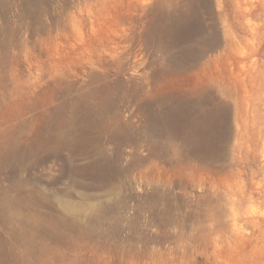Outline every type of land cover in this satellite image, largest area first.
<instances>
[{
  "label": "rangeland",
  "instance_id": "rangeland-1",
  "mask_svg": "<svg viewBox=\"0 0 264 264\" xmlns=\"http://www.w3.org/2000/svg\"><path fill=\"white\" fill-rule=\"evenodd\" d=\"M235 1L0 0V41L9 42L6 50L0 42V82L24 97L15 101L22 118L39 126L65 99L89 94L94 104L106 86L129 132L120 141L100 139L105 159L97 163L111 175L103 184L86 178L77 188L63 149L27 169L1 162V238L17 228L3 218L19 191H77L94 194L81 217L89 241L60 245L67 260L55 264H264V0ZM163 52L189 63L183 77L156 84L154 63ZM53 80L63 90L48 103ZM162 87L198 102L207 88L215 102H202L197 120L224 101L228 134L213 150L221 147L220 157L176 136L151 135L144 107ZM2 121L0 130L13 129L14 120ZM8 244L23 253L22 241Z\"/></svg>",
  "mask_w": 264,
  "mask_h": 264
},
{
  "label": "bare ground",
  "instance_id": "bare-ground-1",
  "mask_svg": "<svg viewBox=\"0 0 264 264\" xmlns=\"http://www.w3.org/2000/svg\"><path fill=\"white\" fill-rule=\"evenodd\" d=\"M237 5H239V3H237ZM235 6H233V8ZM168 24L170 23L168 22ZM180 24L178 26H180ZM1 45L3 48H9V42L7 40L1 42ZM162 48L161 50L165 49ZM4 50L6 49L4 48ZM189 53L191 54V52ZM192 53L194 54L195 52L193 51ZM190 54V57L194 56ZM187 59L188 58L183 57V55L182 57H176L168 52H163L161 58H158L154 63L155 71L154 75L152 73L153 77L151 76L152 81L156 84L161 81L166 83L173 78L183 77L187 69V65H185ZM1 62L4 63V60ZM161 83L160 85L162 86ZM53 84L54 85L46 92L45 99L48 103H52L53 100L56 99L54 97L63 90L61 83L55 82ZM7 87H4L0 82V109H5L0 111V118L3 117L2 123L14 120L15 124H12L14 125L13 129L2 126L3 129L0 130V163L3 162L7 166L14 167L26 165V167L23 166V168L25 167L27 169V166L31 167L41 162L44 154L58 155L63 149L69 152V157H65L72 167L70 171L71 169L73 170L72 174L75 178L73 181L74 183H71L76 184L77 188H85L80 181L86 178L94 177L96 182L99 181L102 184L107 182L109 170L106 171L103 167H99L97 163L100 162L97 160L105 159L104 156L100 155L103 153V151L100 152L101 148H103L101 147L100 139L109 135L113 139L120 141L127 137L129 132L121 120L122 112H119L115 99L111 97V95L109 96L111 93L107 91L108 95L104 94L106 86L101 87L97 91V94L95 93L96 100L94 104L89 103V94L81 95L75 101L65 99L56 107L54 106L49 111L47 110L44 112L41 115L42 117L39 115L41 118V124L39 126L35 125L36 120L33 122L32 118L30 120L22 118L23 116H21L20 111L22 110L21 104H17L19 103L17 99L21 96L17 93L16 88ZM168 89L162 87V89L157 90L159 93H156L153 91V88L152 91L154 93L152 94H156H151L152 96H149V101H146L147 103L144 108L149 122L148 129L151 135H159L160 137L165 135L176 136L182 140L184 145L190 142L191 145L189 147L192 146L195 151L204 149L206 154L211 155L212 153L215 157H220L219 153L221 147L220 149L218 148L223 145L226 134H228V129L226 128L227 113L225 111L224 101L217 102L209 111L201 112L204 113V117L202 120H197L194 117L199 113L198 111L200 107H202V102L204 103L209 100L215 102L212 99L213 94L207 91V88L201 90V92L199 90L200 94L198 93V95L200 96L198 98L201 99V102H198L194 94L180 93L181 95H178L176 93L177 95H175L173 91ZM131 90L132 89H130V91ZM137 91L138 90H136V92ZM136 92L134 91L131 94ZM122 97L123 96H121V98ZM23 98L21 97V99ZM135 98H137V96H135ZM154 103H156L155 107ZM32 108L33 102L28 105L29 110H32ZM9 109H12L13 113L15 112L12 117H8L10 115L8 114L7 116L6 114V111ZM37 124L39 123L37 122ZM217 145L218 148L216 151H213ZM0 165H2V163ZM110 172L113 171L110 170ZM88 181L86 182L88 183ZM22 183L24 186V182ZM89 183L91 182L89 181ZM73 184L71 186H73ZM34 188L32 192L28 191L27 193H22L24 190L19 191L15 197L6 201L5 210L6 213L9 214H5L7 217L3 218L5 220L4 224H6L7 227L11 226L13 225L11 219H14L16 221L15 223H17L14 226L17 228L13 230L12 234H10L11 232L9 235L6 233V239L1 238L3 235L0 234V264H3L4 261H6L7 264H55L53 263L54 259H60L61 261L67 258L65 250L59 248L60 245L62 246L67 243L78 245L82 240L84 242L87 241L90 236L88 228L81 223V217L85 216L86 211L92 210L93 205L88 202V199H91L94 194L89 195L86 192L81 193L76 191L74 195L72 192V194H61L57 192V195L54 196L43 193L42 191L40 192ZM72 197L75 198V200H73ZM18 240L22 241L25 245L23 246V253L15 251V249L18 248L14 249L12 246L7 247L9 245L8 243H15V241ZM5 244H8L6 248Z\"/></svg>",
  "mask_w": 264,
  "mask_h": 264
}]
</instances>
